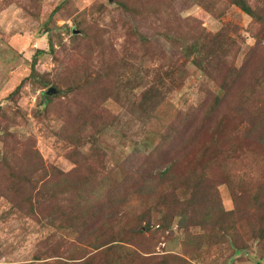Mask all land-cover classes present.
I'll return each instance as SVG.
<instances>
[{
	"label": "rangeland",
	"instance_id": "rangeland-1",
	"mask_svg": "<svg viewBox=\"0 0 264 264\" xmlns=\"http://www.w3.org/2000/svg\"><path fill=\"white\" fill-rule=\"evenodd\" d=\"M209 1L0 0V264H73L75 253L93 255L92 246L74 247L75 233L56 221L68 204L66 186L82 184L90 166L93 176H127L132 187L171 167L156 180L168 206L144 203L130 189L121 195L119 186L127 223L142 214L144 234L128 244L139 264H264V131H247L249 120L230 104L236 97L201 124L237 75L228 72L253 49L252 69L238 83L251 102L264 103V80H253L264 71V0H247L258 21L230 0H216L214 10ZM219 42L233 47L224 53ZM38 50L45 53L33 70ZM109 62L130 69L108 74L111 87L118 76L122 83L103 101ZM151 87L166 94L148 116ZM171 126L182 130L174 135ZM191 129L197 137L186 148ZM194 177L213 201L219 196L223 214L180 210L188 198L181 185ZM49 185L53 191L40 192Z\"/></svg>",
	"mask_w": 264,
	"mask_h": 264
},
{
	"label": "trees",
	"instance_id": "trees-1",
	"mask_svg": "<svg viewBox=\"0 0 264 264\" xmlns=\"http://www.w3.org/2000/svg\"><path fill=\"white\" fill-rule=\"evenodd\" d=\"M230 1L246 15L258 21L259 15L250 6L247 0ZM208 3L209 6L207 9L214 10L216 0H210ZM122 6L124 8L127 7L126 4H122ZM195 46L196 45L190 44L185 47L188 51H192L193 55L196 56L197 54L198 56H201L200 50L196 49ZM224 47L225 44L223 42H219L218 48L224 53L228 52L233 47V44H231L228 49H225ZM54 50V45L50 41L49 52L53 53ZM254 50L255 49L251 50L249 56L239 70L234 69L233 73L231 71L228 72L227 77L235 75V73L237 75L233 79H229L222 84L224 94L222 96L216 95V97L212 99L214 106L207 112L203 123H201L202 125H208L207 121L210 120L211 116L217 114V112L221 110L223 104L226 101H229V98L234 99L236 97L230 102V104L233 106L232 108L235 107L234 111H236L237 114L249 120L250 123L247 131L251 134H259L260 131H264V103L261 105L259 103L255 104L251 102V94L248 92L245 93V90L242 89L238 83L244 78V72L247 73L250 69H252L250 64L253 61L252 58L254 59ZM44 53V50L37 51L32 63L33 70L37 65L38 56ZM218 53L219 51L216 48L211 50L212 57H216ZM199 59L200 58L196 56V65H198L201 70H204V60ZM124 65L125 66L122 64L114 65L113 62H109L105 66L103 71L107 73V75L105 74L107 77L105 76L102 78V81H105V86L101 88L105 93L102 97L103 101L111 97V91L115 87L120 88L122 83L120 77L118 76L115 79L113 87H111L105 79L110 77L108 74L111 75L110 78H112V74H114L117 69L119 72H128L130 69L128 67V63H124ZM253 80L255 83H261V81L264 80V71L259 69L254 74ZM165 94L166 91L164 89H158L155 87H151V89L145 93L144 102L146 107L144 108L148 116H150L155 110V107L159 106V103L165 100ZM43 95L48 102L50 94L46 92ZM45 102L43 105L46 104ZM171 129L173 130L174 127L171 126ZM180 130H182L181 127L175 128L173 130L174 135ZM197 133V129H191V132L187 136L185 142L186 148H190L194 144ZM179 135L181 134L176 136ZM164 145L157 146L153 152L162 150ZM210 160H214L216 163L219 161L216 156H211ZM93 169L94 166H90L88 168V170H90V175L84 178L82 184L66 186L64 195L68 197V204L64 207V209H62V211H60L62 212V215L59 219H56V221H59L61 227H64V229L68 228L75 233L77 240L74 242V247L88 245L90 247H94L95 252L93 255L85 258L86 260H84V258H73L77 256L76 253L74 254L75 256L72 255V258L68 260H71L73 264H79V261L81 262L82 260L83 261L81 263L83 264H137L139 258L137 257L135 251L128 246V244H131L134 240H136L138 235L144 234L138 226L139 223L143 221L141 218L142 214L139 213L135 215L133 218H130L131 221L127 223L126 213L122 214L119 211L120 209L123 210V207L127 204V200L125 198L118 196L119 186L123 187L120 192L121 195L130 189V191L133 192V195H136L138 198H144V203L153 202L156 206H158L156 204V200L158 201L159 199V205L164 207L168 206L170 205L168 196L166 194H164L165 196L162 194V182L157 185L156 180H163L170 173L171 167L167 166L163 170L160 169L157 177H151L149 181H146L144 186L136 184L135 187L130 185V183L134 180L127 178V176L123 180H118L108 174H102L103 177L93 176L95 174V172L92 171ZM190 183L192 187L188 182H183L181 185V189L184 190L183 195H188V198L185 199V204L180 206V210L182 209L183 212H192V214H194V212H196L195 210H197L202 212L205 217H209L213 211L223 214L224 209L219 196L214 193L215 196L213 201L211 196L208 194L213 193V190L205 189L202 183V177H194L190 180ZM50 190H54V187L51 185H49L46 189L42 188L40 192L47 194ZM189 195L191 197L190 199ZM33 199L34 197H30L27 201L29 207L34 204ZM47 202L55 204L57 199H55V196H50V198L48 197ZM30 213L31 215H36L38 214V211L32 210ZM133 219L135 222H133ZM42 255H44L42 252H37L35 260H40Z\"/></svg>",
	"mask_w": 264,
	"mask_h": 264
},
{
	"label": "water",
	"instance_id": "water-1",
	"mask_svg": "<svg viewBox=\"0 0 264 264\" xmlns=\"http://www.w3.org/2000/svg\"><path fill=\"white\" fill-rule=\"evenodd\" d=\"M47 93L50 94V95H53V94L56 93V91H55L54 88H51V89H49V90L47 91Z\"/></svg>",
	"mask_w": 264,
	"mask_h": 264
}]
</instances>
